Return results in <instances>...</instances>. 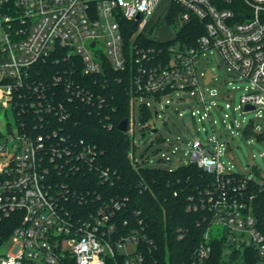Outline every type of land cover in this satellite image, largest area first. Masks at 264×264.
I'll return each mask as SVG.
<instances>
[{
  "label": "built area",
  "instance_id": "built-area-1",
  "mask_svg": "<svg viewBox=\"0 0 264 264\" xmlns=\"http://www.w3.org/2000/svg\"><path fill=\"white\" fill-rule=\"evenodd\" d=\"M161 2L165 3L162 23L176 28L168 41L144 33ZM238 2L0 0V106L15 117L13 128L8 124L6 133L0 131V141L4 140L0 142V223L6 219L14 223L11 250L3 252L0 264H63L66 260L73 264H145L152 242L137 228L121 233L114 221L126 199H106L95 189H75L73 181H66L86 173L100 183L113 182L111 172L100 162L104 151L94 142L64 132L72 117L71 103L93 106L94 100L104 102L73 75L75 68L80 77L102 76L104 83L107 72H127L132 112L141 98L153 99L161 107L163 101L169 103L170 95L181 102L188 95L197 108L187 107L192 118L200 114L203 104L202 121L210 112L196 70L207 51H216L229 72L249 83L240 107L262 112L264 0ZM195 20L203 30L195 44L179 42L180 27ZM159 22L154 19L149 32ZM132 30L126 43L127 32ZM138 37L167 45L160 51L147 49L133 43ZM60 52L68 65L61 73L48 76L38 69V63L51 58L57 63ZM208 94L214 97L216 89ZM141 107L148 108L149 103ZM177 114L183 116L182 111ZM128 128L129 120L127 133ZM155 140L163 150L141 161L135 159L131 144L128 158L133 166L154 167L171 161L178 146L162 136ZM186 146L188 163L179 166L194 165L214 179L187 208L204 212L195 259L199 264L206 261L212 253L211 241H218L224 246L221 264H264V233L254 216L250 180L224 168L220 156L227 148L216 136L206 143L190 139ZM215 224L224 228L219 238L210 235ZM141 242L148 244L147 250Z\"/></svg>",
  "mask_w": 264,
  "mask_h": 264
},
{
  "label": "trees",
  "instance_id": "trees-1",
  "mask_svg": "<svg viewBox=\"0 0 264 264\" xmlns=\"http://www.w3.org/2000/svg\"><path fill=\"white\" fill-rule=\"evenodd\" d=\"M233 1L234 5H238V0ZM133 32L134 30L127 32L129 35L126 43L130 42ZM202 32V23L195 20L180 27L176 38L191 46ZM133 43L158 51L164 50L167 45L164 42L140 40L139 37ZM60 53L57 63L51 58L38 63V69L48 76L57 74L58 71L61 73L63 67L68 65L63 60L64 52ZM75 71L73 75L80 83L94 91L97 98L101 97L104 102L94 100L93 106L80 102L71 103L72 117L64 132H68L72 138L94 142L104 151L100 162L111 172L113 182L100 183L98 178L89 177L86 173L76 174L66 181H73L70 183L75 189H95L106 199H126L125 206L117 212L114 221L121 233L137 228L152 242L145 264H199L195 259V250L204 230V212H192L187 208L198 201L203 190L212 186L213 177L194 165L172 169L133 166L128 158L131 146L128 133L118 130L120 121L129 120L132 112L129 75L127 72H107L104 83L102 76L80 77L76 68ZM140 110L142 121H145L150 112L147 107H141ZM56 123L58 122L53 125H57ZM105 124L112 127L108 129ZM249 191L254 197V216L259 229L264 233V182L260 184L250 180ZM13 228L14 223L9 219L0 223V257L3 254L1 249L9 240ZM141 246L148 249V244L141 242ZM211 246L212 253L202 264H221L223 244L211 241ZM63 264L73 262L66 260Z\"/></svg>",
  "mask_w": 264,
  "mask_h": 264
},
{
  "label": "rangeland",
  "instance_id": "rangeland-1",
  "mask_svg": "<svg viewBox=\"0 0 264 264\" xmlns=\"http://www.w3.org/2000/svg\"><path fill=\"white\" fill-rule=\"evenodd\" d=\"M164 6L163 2L158 5L144 30L145 35L158 41L171 40L176 33V28L172 25L167 26L162 23ZM154 19H159L160 22L149 32V27ZM196 71L200 87L205 92V103L210 112L209 118L200 120V115L205 112L203 104H200V114L194 118L191 117L187 107L192 104L194 110L197 108L194 100L188 95L182 102L178 101L177 97L170 95L167 97L170 99L169 103L165 104L163 101L161 107L153 99H138L130 114L128 128V137L131 144L134 145L135 159L141 161L147 155L152 157L157 149L162 148L160 143L155 140L157 136H162L176 144L178 149L171 156L170 162L159 163L154 167L158 169L174 168L188 163L189 155L186 146L188 140L198 138L206 143L209 138L216 136L227 148V152L220 156L224 168L229 172L240 174L262 184L264 182V111H243V107H240V98L249 88V83L245 79H239V75L235 72H229L216 51H207L201 57ZM212 89H216L214 97L208 94V91ZM146 102L149 103L150 116L142 121L140 109ZM226 103L231 105L230 109L224 107ZM178 111L183 112L182 117L178 116ZM225 115L227 116L225 117ZM8 124L13 128L15 117L10 111H5L0 106V131L6 133ZM13 132L15 134V130ZM7 136L4 138L7 139ZM176 137H179V141L176 140ZM0 142L3 143L4 140ZM165 147L171 149V146ZM179 158H182L183 161L180 162ZM223 234L222 225L212 226L210 234L212 237L219 238ZM11 247L12 241L9 239L1 252L10 251ZM126 249L131 251V245H128Z\"/></svg>",
  "mask_w": 264,
  "mask_h": 264
},
{
  "label": "water",
  "instance_id": "water-1",
  "mask_svg": "<svg viewBox=\"0 0 264 264\" xmlns=\"http://www.w3.org/2000/svg\"><path fill=\"white\" fill-rule=\"evenodd\" d=\"M252 109L253 108L252 107H249V106H245L243 108L244 111H250ZM126 129H127V119H123L118 124V130L121 131V132H126ZM153 131H155V130H153Z\"/></svg>",
  "mask_w": 264,
  "mask_h": 264
},
{
  "label": "clouds",
  "instance_id": "clouds-1",
  "mask_svg": "<svg viewBox=\"0 0 264 264\" xmlns=\"http://www.w3.org/2000/svg\"><path fill=\"white\" fill-rule=\"evenodd\" d=\"M8 264H13V262L12 261H9Z\"/></svg>",
  "mask_w": 264,
  "mask_h": 264
}]
</instances>
